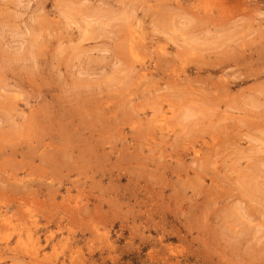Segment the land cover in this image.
<instances>
[{"label": "clouds", "instance_id": "9594fccd", "mask_svg": "<svg viewBox=\"0 0 264 264\" xmlns=\"http://www.w3.org/2000/svg\"><path fill=\"white\" fill-rule=\"evenodd\" d=\"M0 264H264V0H0Z\"/></svg>", "mask_w": 264, "mask_h": 264}]
</instances>
